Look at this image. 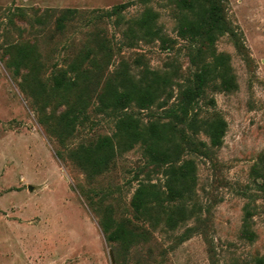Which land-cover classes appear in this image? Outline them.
Here are the masks:
<instances>
[{"label":"rangeland","instance_id":"obj_1","mask_svg":"<svg viewBox=\"0 0 264 264\" xmlns=\"http://www.w3.org/2000/svg\"><path fill=\"white\" fill-rule=\"evenodd\" d=\"M128 3L121 14L103 17ZM225 6L230 31L205 48L204 63L214 67L222 58L232 79L227 85L208 82L196 108L200 121L226 122L223 144L213 147L205 133L186 130L196 145L205 144L200 151L183 145L180 153L178 164H195L192 193L174 203L162 195L146 220L134 212L133 197L140 184L164 194L169 167L151 166L145 145H120L109 166L94 175L72 154L107 137L117 146L121 114L102 107L100 97L111 88L121 92L125 77L139 85L149 82L150 73L169 78L171 86L160 89L150 109L127 110L142 129L169 122L164 113L182 87L193 85L192 44L181 30L197 21L199 9L184 10L178 0H0V264H259L264 0H226ZM68 11L78 13L60 28ZM148 15L157 36L143 37L139 24ZM100 41L109 63L101 70L84 63L79 90L88 95L85 120L62 141L60 118L68 106L56 80L62 73L75 78L72 68L89 50L100 59ZM25 54L28 67L17 71L14 62ZM106 218L109 232L123 225L133 242H108Z\"/></svg>","mask_w":264,"mask_h":264},{"label":"trees","instance_id":"obj_2","mask_svg":"<svg viewBox=\"0 0 264 264\" xmlns=\"http://www.w3.org/2000/svg\"><path fill=\"white\" fill-rule=\"evenodd\" d=\"M225 3L226 0H203V5H198L195 0H178L179 6L184 10L194 12L199 9L197 21L185 25L181 30V35L188 37L192 44L190 61L196 72L193 85L182 87L178 102L164 113L163 117L169 119V122L163 124L155 122L142 129L135 116L127 113L131 105H135L140 111L150 109L156 102L160 89H167L171 86L169 78L150 73L149 82L146 85H139L132 83L125 77L121 92L116 88H111L110 91L100 97L102 107L111 108L113 112L121 114L115 135V138L118 139L117 146L113 138L107 137L101 139L92 150L82 147L72 154L75 162L94 175L104 171L109 166L116 155V148L120 149V145L130 148L141 142L146 147V154L151 166L169 167L164 194L159 192L154 185H139L133 197L132 207L141 219H149L150 206L160 203L162 195L170 203L182 201L191 195L196 182L195 164L192 161L178 164L180 153L183 145L190 151H200V148H204L205 144L196 145L191 137L186 135V130L193 134L205 133L213 147H220L223 144L227 131L226 122L220 118L200 121L197 118L196 108L199 100L205 94L208 82L220 79L224 85H227L232 79L222 58H218L214 67L204 63L205 48L214 47L217 35L230 31L225 18ZM129 6V3L116 6L110 12L104 13L103 17L117 16L127 10ZM77 13V11H68L62 16L59 20L60 28L63 27L64 22ZM148 17L139 24L144 33L143 37L157 36L158 31L151 28L152 18ZM97 47L98 54L101 56L100 59L92 58L93 51L89 50L74 64L72 70L77 73L75 78H67L62 73L56 80V89L64 90L61 102L68 106V110L60 118L61 130L59 134L63 138L62 141L72 135L75 127L85 120L88 95L84 89L79 90L80 81L83 78L81 68L84 63L89 61L99 70H101L102 65L109 63V50L106 43L100 41ZM28 61L27 54L20 59L17 58L14 62L16 70L19 71L21 68L28 67ZM31 70L36 73L37 66L32 64ZM108 93L110 97L107 96ZM72 96L76 98L74 102H70ZM180 135V142H177ZM110 222L111 219L106 218L102 225L103 232L108 235V242L123 244L133 242L132 234L123 225L118 226L115 231L109 232ZM259 264H264V258Z\"/></svg>","mask_w":264,"mask_h":264},{"label":"water","instance_id":"obj_3","mask_svg":"<svg viewBox=\"0 0 264 264\" xmlns=\"http://www.w3.org/2000/svg\"><path fill=\"white\" fill-rule=\"evenodd\" d=\"M29 190H30V191H33V188H32V187H29Z\"/></svg>","mask_w":264,"mask_h":264}]
</instances>
